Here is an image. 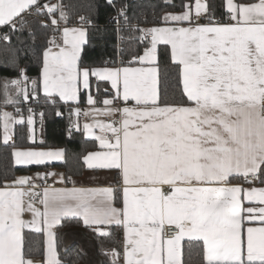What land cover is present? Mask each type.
<instances>
[{
    "label": "snow or ice",
    "instance_id": "snow-or-ice-1",
    "mask_svg": "<svg viewBox=\"0 0 264 264\" xmlns=\"http://www.w3.org/2000/svg\"><path fill=\"white\" fill-rule=\"evenodd\" d=\"M163 3L177 7L173 0ZM107 4L115 7L114 0ZM128 7L124 3L116 9L113 19L118 33L121 18L125 29L139 33L130 34V42L147 41L142 54L137 50L127 65L93 67L82 58L89 17L81 15L78 27H68L63 4L0 0V27L12 33L27 30L33 39L34 24L59 33L46 41L39 77L30 78L17 67L15 78H0V141L9 146L26 131L35 145L37 113L31 102L39 103L42 94L45 103L58 97L78 105L84 92L92 106L85 116L113 119L82 126L71 121L68 136L82 131L98 141L100 150L88 152L84 164L116 170L122 183L117 197L113 187L48 185L49 176L59 175V183L71 180L57 173L10 180L5 175L0 264H33L26 258L25 230L46 236L45 264H62L54 229L66 219H77L104 237L113 227L122 230V250L105 251L110 264H189L185 242L199 248V264H264V187L252 186L264 185V0H221L219 19L208 0H181V11L154 13L151 22L145 18L150 27L130 23ZM30 16L48 19L32 21ZM0 40L10 42L11 36L4 33ZM159 45L168 49L164 68ZM6 51L15 55L16 50ZM170 78L175 79L172 99L162 87ZM94 81L97 94L101 84L110 85L103 100L92 94ZM73 114L79 117L81 110ZM39 116L42 123L44 113ZM11 148L17 166L65 159L64 149L18 148L14 142ZM37 180L45 181L41 191H36ZM25 213L31 219L25 220Z\"/></svg>",
    "mask_w": 264,
    "mask_h": 264
},
{
    "label": "trees",
    "instance_id": "trees-1",
    "mask_svg": "<svg viewBox=\"0 0 264 264\" xmlns=\"http://www.w3.org/2000/svg\"><path fill=\"white\" fill-rule=\"evenodd\" d=\"M59 3L65 6V11L69 15L68 23L77 16L84 15L89 17L92 24L87 26L89 33V43L85 46L82 58L85 64L93 67L116 66L120 61L127 64L137 50L142 54L144 42L129 41L127 38L130 34L139 35V33H130L123 27V18L120 19V32H117V23L113 17L117 15L116 9L124 3L129 5L127 15L132 24H139L140 27H149L151 24H145V18L151 22L155 16L162 15L164 11H181L179 7L181 0H173L177 7H165L163 0H114L115 7L107 4V0H42L43 3ZM193 2V0H188ZM213 5L212 11L217 19L221 18L223 9L219 7L221 0H208ZM27 19L32 21H45L46 16H30ZM207 21V20H206ZM9 30V28H8ZM34 39L28 31L10 32L11 41H0V65L7 63L8 67H0V78H15L18 75L17 67L26 69V75L30 78H37L41 71L42 52L47 47L46 41L53 35L57 34L52 29L41 27L39 24L33 25ZM123 37V39H118ZM8 49H15V55ZM168 49L164 45L158 46V59L161 67H167L169 60L166 55ZM16 61L17 64L12 62ZM115 61V63H112ZM105 62H108L107 64ZM106 84H101L98 98H104V88ZM167 89L168 99L173 98L175 90V79L170 78L162 85ZM108 88V87H107ZM85 95L82 94L81 102L85 104ZM55 103H45L41 94L40 102H31L35 109L36 125L43 132V143L37 141L33 145L27 139V133L23 137L15 135V146L18 148L29 147H46V148H63L65 150V159L63 161L46 163L44 165L17 166L13 163L11 155V144L5 146L0 141V179L6 175L10 180L19 174H26L32 170L44 169H61L65 172L66 177H73L82 174L85 170L83 157L92 150L99 148L98 142L93 138L87 137L82 131L73 130L72 136H68L67 129L72 121V105L55 98ZM7 109H13L8 107ZM61 115H57V112ZM43 112V122L39 113ZM117 189V197H119ZM117 204L120 205L119 199ZM63 226L57 228V244L59 256L62 264H86L91 252L98 264H110L111 257L105 254V251L116 249L122 250L121 234L119 227L111 229V236H99L92 229L82 226V222L77 219H66L62 221ZM70 239V244L66 245V240ZM87 244V246H86ZM90 246V248L88 247ZM91 250V251H92ZM199 248L196 246L189 247L185 242V259L189 264H199L201 257L197 255ZM26 258H42L44 255V236L43 233H30L26 230Z\"/></svg>",
    "mask_w": 264,
    "mask_h": 264
},
{
    "label": "crops",
    "instance_id": "crops-1",
    "mask_svg": "<svg viewBox=\"0 0 264 264\" xmlns=\"http://www.w3.org/2000/svg\"><path fill=\"white\" fill-rule=\"evenodd\" d=\"M203 23H207L206 20H203L201 21ZM63 23L61 24V27H63ZM67 26L68 27H78L77 25L74 26V25H71L70 23H67ZM87 27V26H85ZM150 27V26H149ZM88 28V27H87ZM56 36H59V33L55 34ZM127 65V64H125ZM117 66H121V65H114V66H108V67H117ZM132 66H138V65H132ZM100 67H104V66H100ZM94 80V78H93ZM107 85V84H106ZM107 87L110 89V85H107ZM82 94L85 95V104H82L81 102V97H82ZM92 94L94 96H97V93H96V90H95V81H94V84H93V89H92ZM81 97H80V103L77 105L73 102H68L72 105V113H73V109L75 108H79L81 110V114L84 115L85 112H90V110L92 109V106L91 105H88L87 104V95L86 93L84 92H81ZM105 98V97H104ZM104 98L100 99V100H103ZM97 108H103L104 105L103 104H100V105H96ZM7 111H13V109H6ZM74 116V119L75 121L78 120L79 123L81 124V126L84 124V123H92L94 120H100V118H98L99 115H88V116H85L83 118H80ZM100 116H103V115H100ZM110 118V117H106V120ZM35 129H36V139L37 141H42L43 139V132L41 130L40 127H38L36 124H35ZM96 133L99 134V129H95ZM87 136V135H86ZM89 138H92L90 136H87ZM94 139V138H93ZM13 142H15V136L13 138V141H10L9 144H12ZM31 142V141H30ZM98 142V141H97ZM98 145H99V142H98ZM31 148V147H29ZM37 148H40V149H43V150H56V149H63V148H46V147H37ZM100 148L96 149V150H92V151H99ZM92 151H89V152H92ZM87 155V154H86ZM54 162H59V161H49L47 163H54ZM31 166V165H29ZM50 171V173H57V174H62L66 177V174L63 170L61 169H44V170H32L30 171L29 173H26V174H19L17 175L16 177H19V176H34L36 173H46L47 171ZM52 177V176H51ZM53 180H54V184L51 185L52 187H55V188H64V187H67V188H72L73 186L77 187V188H104V187H113L114 189H120V187L122 186V183H121V180H120V177L118 175V172L116 170H105V169H88L87 166L85 165V170L82 172V174L78 175V176H73L71 177V180L69 181H66L65 183H59V175H57L56 177H52ZM74 182V184H73ZM35 183L38 185H40V180H37L35 181ZM234 183H238V181H234ZM2 186V185H1ZM252 186H255V187H264V185H261L259 183H256L255 185H252ZM38 187L36 189V191H38ZM243 187H249L248 184H243ZM37 207H42L41 205H39L37 203L36 205ZM117 206H120L117 204ZM24 219L25 220H29L31 219V214L30 213H25L24 215ZM58 228V227H57ZM57 228L54 229V231L57 233ZM26 231V230H25ZM44 236V255L42 258H37V257H31V258H27V259H30L33 264H45V261H46V254H47V243H46V236L43 234ZM121 241L123 243V233L121 234ZM70 239H67L66 240V245H69L70 244ZM87 246V244H86ZM90 248V246H88ZM92 249L90 248V256L88 258V260L86 261L87 263L86 264H98L97 261H95V257L93 256V250L91 251ZM57 257L58 259H60V256H59V251H58V244H57ZM61 260V259H60Z\"/></svg>",
    "mask_w": 264,
    "mask_h": 264
},
{
    "label": "built area",
    "instance_id": "built-area-1",
    "mask_svg": "<svg viewBox=\"0 0 264 264\" xmlns=\"http://www.w3.org/2000/svg\"><path fill=\"white\" fill-rule=\"evenodd\" d=\"M117 16V15H116ZM116 16H114V17H116ZM113 21H115L114 19H112ZM71 25H74V26H79V16H77V17H75L73 20H71L70 22H69ZM85 26H89V25H85ZM4 33H9L10 34V30H8V28L7 27H0V35H2V34H4ZM1 41V40H0ZM144 43L146 44L147 43V41H144ZM97 105H100V104H97ZM84 117V115L83 114H81L80 115V118H83ZM110 119H113V118H108L106 121L108 122ZM72 121H75V119H74V116L72 115ZM47 170V169H46ZM47 173H50V171L48 170L47 171ZM45 183V181L44 180H40V185L39 186H41V185H43ZM46 183L48 184V185H53L54 184V180H53V178L51 177V176H49L48 177V179H47V181H46ZM258 183V182H257ZM3 184V182H2V180L0 179V186ZM38 191H41V188L40 187H38ZM122 237V236H121Z\"/></svg>",
    "mask_w": 264,
    "mask_h": 264
},
{
    "label": "rangeland",
    "instance_id": "rangeland-1",
    "mask_svg": "<svg viewBox=\"0 0 264 264\" xmlns=\"http://www.w3.org/2000/svg\"><path fill=\"white\" fill-rule=\"evenodd\" d=\"M50 4H61V3H59V1H55V2L50 3ZM98 118H100L101 121L107 122L105 116H100V115H99Z\"/></svg>",
    "mask_w": 264,
    "mask_h": 264
}]
</instances>
